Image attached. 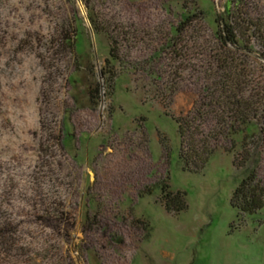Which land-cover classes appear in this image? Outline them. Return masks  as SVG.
Segmentation results:
<instances>
[{
    "label": "rangeland",
    "instance_id": "obj_1",
    "mask_svg": "<svg viewBox=\"0 0 264 264\" xmlns=\"http://www.w3.org/2000/svg\"><path fill=\"white\" fill-rule=\"evenodd\" d=\"M239 7L264 18V0H0V264H264V207L230 205L245 169L264 183V49L216 38Z\"/></svg>",
    "mask_w": 264,
    "mask_h": 264
},
{
    "label": "trees",
    "instance_id": "obj_2",
    "mask_svg": "<svg viewBox=\"0 0 264 264\" xmlns=\"http://www.w3.org/2000/svg\"><path fill=\"white\" fill-rule=\"evenodd\" d=\"M226 18H228L231 15V12L229 9H224V14ZM221 15L219 16V21H220V29L216 31L217 35V41L219 42V46H232L234 47L233 50L230 48H227V51L225 55L228 58H233L232 53H237L239 49H244L242 53V57L247 56L249 53V48L246 49L245 46H241L240 41L243 43L242 39L246 36L249 35L246 32H249L250 29L251 33L253 36H255L257 42H259L264 49V18L258 17L257 21H253L250 19L247 15L244 9L242 8H237L235 17L237 19L233 20L231 22L230 20L227 21L224 16ZM191 14L189 12L187 13H181V25L175 28V31L178 30V28L182 27L184 21H188L191 18ZM74 22V20H73ZM91 22L93 24V29L96 32L102 31L101 27H98L94 20L91 19ZM75 23V24H74ZM74 23H70L68 25V28H66L65 32L63 33V37L61 38L62 43L65 44L66 48L74 50L75 54H77V58H82L78 57L82 55L80 53L81 51L78 49L80 40L82 38L81 36V27H80V22L76 21ZM63 45V44H62ZM222 50V49H219ZM235 58H233L234 60ZM80 60V59H79ZM243 70V69H242ZM242 70H237L234 71L236 76L234 75V72L232 73L236 78L239 76V78L247 76V73H243ZM104 73V72H103ZM102 73V74H103ZM235 83V80H234ZM94 93L93 97L97 98V84L94 87ZM88 94L89 96L92 95V92L89 91L88 89ZM250 103L249 101H240L236 100L232 102V104L236 107H238V111L240 113L244 109L250 108ZM229 104H231V101H229ZM235 107V108H236ZM182 126V125H181ZM181 128V127H180ZM182 132V131H181ZM57 137L53 135V138ZM70 139V131L68 129V125L66 122L63 124V144H66V141ZM246 150V148H245ZM185 163V162H184ZM167 186V185H166ZM164 186V187H166ZM164 188L162 187V190ZM163 199V205L164 208L167 212H173L177 213L183 209L186 208V202L183 197V193L180 191H165L162 196ZM230 205L235 208L238 212V214L241 215H251L258 211L259 209L264 207V183L261 182L257 176L256 172L254 169H245L244 171V176L240 178L238 181L236 187L233 189L231 196H230ZM8 228L0 226V248H3L5 246L10 245V231ZM8 233V235H6ZM12 233V232H11Z\"/></svg>",
    "mask_w": 264,
    "mask_h": 264
}]
</instances>
